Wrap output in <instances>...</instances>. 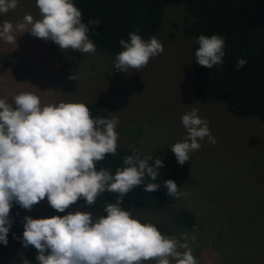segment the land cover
<instances>
[{
  "label": "rangeland",
  "instance_id": "rangeland-1",
  "mask_svg": "<svg viewBox=\"0 0 264 264\" xmlns=\"http://www.w3.org/2000/svg\"><path fill=\"white\" fill-rule=\"evenodd\" d=\"M25 15L34 21L41 19L36 0H18L15 9L0 13V24L21 23ZM181 16L179 7L164 9L154 35L163 53L127 73L116 70L115 58L105 54L79 51L75 56L71 48L60 49L50 40L15 32L16 44L0 40V99L14 104V95L31 92L40 98L41 106L97 100L118 118L117 148L138 149L141 158L158 147L182 141L187 133L181 117L198 109L200 118L209 121L216 143L205 137L198 141L200 149L189 154V176L181 195L169 210L129 211L164 235L186 234L199 264H264V124L254 118L233 117L223 103L195 100L191 41L181 33ZM76 211L89 212L77 202L57 212L46 197L31 211L19 206L9 217L10 237L5 247L0 246V264H25L26 260L39 264L37 250L22 243L25 217H63ZM179 211L193 216L190 228H178L171 220V214Z\"/></svg>",
  "mask_w": 264,
  "mask_h": 264
},
{
  "label": "clouds",
  "instance_id": "clouds-1",
  "mask_svg": "<svg viewBox=\"0 0 264 264\" xmlns=\"http://www.w3.org/2000/svg\"><path fill=\"white\" fill-rule=\"evenodd\" d=\"M18 0H0V13L17 7ZM41 19L34 21L25 15L23 22L0 24V40L17 41L15 32H27L33 37L52 41L60 49L95 53L96 45L89 39L91 27L99 19L82 22V12L73 0H36ZM123 51L115 57L114 67L127 73L130 68L147 66L150 58L162 54V43L153 36L145 41L135 32L129 40L119 41ZM195 52L196 63L203 68L214 66L223 70L225 41L218 35H200ZM247 64L239 59L237 70ZM75 80L73 76L70 77ZM14 104L0 99V243L7 245L12 221V202L31 211L32 206L47 198L57 212L83 198L87 206L96 203L104 192L117 193L114 203H106V216L94 218L90 212L33 219L25 217L23 246L37 250L39 264H199L192 254L189 237L162 234L152 223H142L131 211L122 209L124 197L145 177L156 181L163 160L141 158L138 149L122 157L123 167L115 174L110 169H96V163L117 150L118 118L91 116L83 103L48 104L41 106L40 98L31 92L13 96ZM106 111V110H105ZM187 135L171 147L179 165L183 166L190 153L200 149L199 140L211 135L209 121L200 118L193 108L181 117ZM170 197L181 193L173 180H165ZM159 183H148L144 190L155 192ZM195 239L194 237L192 238ZM25 264H29L26 260Z\"/></svg>",
  "mask_w": 264,
  "mask_h": 264
},
{
  "label": "trees",
  "instance_id": "trees-1",
  "mask_svg": "<svg viewBox=\"0 0 264 264\" xmlns=\"http://www.w3.org/2000/svg\"><path fill=\"white\" fill-rule=\"evenodd\" d=\"M82 12V22L99 19L98 26L89 29V39L96 45L98 53L115 58L123 51L119 41L129 40V33L135 32L143 40L156 34L161 25L162 13L169 6L179 7L181 33L190 39L189 58L192 68V93L200 103H223L227 112L235 118H254L264 124V0H73ZM172 27L177 24L172 23ZM172 33H169L170 37ZM200 35H218L225 41L223 70L217 67L206 69L196 63L195 52ZM78 50H72L77 56ZM239 59L247 64L237 70ZM93 118H111L107 105L97 100L83 102ZM106 110V111H105ZM253 141H250L252 144ZM132 149L117 148L116 153L107 154L96 163V169H110L114 175L123 167L122 157L131 155ZM149 164L155 159L163 160L156 181L145 177L144 183L134 187L124 197L122 209H138L155 212L169 210L175 196L170 197L164 186L165 180H173L182 190L188 180L186 163H177L171 147H158L148 156ZM159 183L155 192L144 190L148 183ZM117 193L104 192L97 196L94 205L87 206L83 198L77 203L87 211L106 216V203H114ZM12 202L9 217L19 207ZM171 220L178 228H190L193 216L187 211L171 214ZM10 235L8 233L7 240ZM1 247L6 245L0 243Z\"/></svg>",
  "mask_w": 264,
  "mask_h": 264
}]
</instances>
